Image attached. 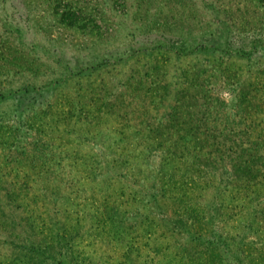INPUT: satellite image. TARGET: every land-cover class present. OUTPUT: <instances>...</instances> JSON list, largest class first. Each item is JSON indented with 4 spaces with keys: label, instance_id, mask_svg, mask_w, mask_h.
I'll list each match as a JSON object with an SVG mask.
<instances>
[{
    "label": "rangeland",
    "instance_id": "1",
    "mask_svg": "<svg viewBox=\"0 0 264 264\" xmlns=\"http://www.w3.org/2000/svg\"><path fill=\"white\" fill-rule=\"evenodd\" d=\"M0 264H264V0H0Z\"/></svg>",
    "mask_w": 264,
    "mask_h": 264
},
{
    "label": "trees",
    "instance_id": "2",
    "mask_svg": "<svg viewBox=\"0 0 264 264\" xmlns=\"http://www.w3.org/2000/svg\"><path fill=\"white\" fill-rule=\"evenodd\" d=\"M79 15H76V18L78 17ZM61 21H63V22H65V23H67V24H69V25H74V24H76V20H70V19H68V18H65V17H63L62 16V18H61ZM203 50H205V51H209V53H214V52H218V50H221V49H218V48H213V49H208V48H206V47H204V46H201V47H196V49L194 50V51H198V52H204ZM109 63V59H107V58H105L104 59V61L103 62H101V63H99V64H97L96 66H92V67H90V69L87 71V72H90V71H92V70H94V68L95 67H102V66H105V65H107ZM80 74H84L83 72L82 73H80ZM80 74H78V75H80ZM85 74H87V73H85ZM62 84V81H60V80H57V82L56 83H54V85L55 86H59V85H61ZM47 87H49V86H47ZM46 88V87H45ZM50 88V87H49ZM30 89H29V87H25V88H23L22 90H21V92H28ZM47 91V90H46ZM20 92V91H19ZM19 92H17V93H19ZM151 131V133H152V131H155V129H153V130H150ZM171 146H176V145H171ZM152 147H155V146H152ZM177 147V146H176ZM176 147H173V148H176ZM186 147V146H185ZM151 148V147H150ZM169 148V147H168ZM172 153L174 152V151H171ZM263 159V158H262ZM263 163V162H262Z\"/></svg>",
    "mask_w": 264,
    "mask_h": 264
}]
</instances>
